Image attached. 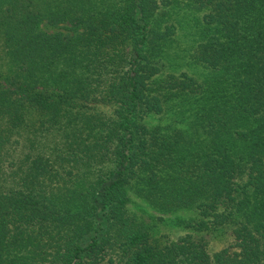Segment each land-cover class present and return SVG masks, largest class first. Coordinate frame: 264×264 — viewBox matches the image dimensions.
Masks as SVG:
<instances>
[{"label": "trees", "instance_id": "16d2710c", "mask_svg": "<svg viewBox=\"0 0 264 264\" xmlns=\"http://www.w3.org/2000/svg\"><path fill=\"white\" fill-rule=\"evenodd\" d=\"M0 264H264V0H0Z\"/></svg>", "mask_w": 264, "mask_h": 264}, {"label": "rangeland", "instance_id": "374dc122", "mask_svg": "<svg viewBox=\"0 0 264 264\" xmlns=\"http://www.w3.org/2000/svg\"><path fill=\"white\" fill-rule=\"evenodd\" d=\"M67 25H59L58 27H48L43 26L42 30L47 33L61 32L63 34H68ZM177 41V43H176ZM187 37H177L175 38V43L169 47L163 60L166 61L171 68H168L170 73L179 75L180 73L186 72L188 74L193 73L194 75H201L203 73L202 68L192 69L186 63L188 59V42ZM142 123L148 127H158L162 131L169 132L174 129L186 130L187 126L185 124L179 123L176 117L171 114L156 116V115H146L142 118ZM130 197V202L128 205V211L137 220L145 221L148 225H151V234L154 238H170L173 240L178 239L181 236L187 234V231L182 230L175 226V220L178 217L190 218L193 217L191 212L179 211L175 213H160L153 209L147 202L138 198L132 190L128 192ZM207 241L208 248L211 251H217L223 248H228L233 245V238L231 232L219 231L212 235H204Z\"/></svg>", "mask_w": 264, "mask_h": 264}]
</instances>
